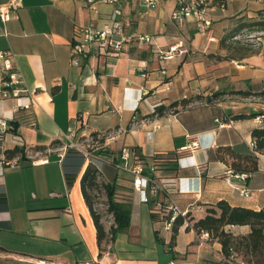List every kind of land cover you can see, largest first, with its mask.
I'll list each match as a JSON object with an SVG mask.
<instances>
[{
    "label": "crops",
    "instance_id": "obj_1",
    "mask_svg": "<svg viewBox=\"0 0 264 264\" xmlns=\"http://www.w3.org/2000/svg\"><path fill=\"white\" fill-rule=\"evenodd\" d=\"M22 1L17 16L3 25L7 36L0 37V51L11 50L34 97L36 124L18 120L16 133L26 153L42 154L46 147L54 152L43 160L42 155L16 157L10 160L14 165H6L5 151L15 145L11 137L0 143V197L6 201L0 203V264H229L218 241L202 239L186 226L170 247L172 232L153 221L151 208L174 202L195 219L221 201L264 211V153L258 154V172L245 181L228 174L231 160L226 163L216 154L228 146L239 153L254 152L253 130L264 126V97L256 95L264 91V52L240 38L253 33L244 23L257 18L260 6L252 0L213 4L212 25L204 28L194 17L182 23L173 20L174 0H161L155 9L139 1L101 5L100 15L79 0ZM115 11L129 34L150 36L164 49L178 45L186 53L160 61L148 43L132 44L117 56L101 55L93 46L92 53L74 65L75 26L103 27ZM167 79L173 82L171 90L164 86ZM143 91L148 94L139 101ZM190 98L195 100L186 108L172 106ZM19 102L25 100L0 101V116L16 119ZM153 105L159 107L154 111ZM70 127L79 137L96 133L102 140L95 148L106 153L94 162L109 157L116 165L124 148L148 162L157 153L184 152L177 171L159 172L170 182L169 192L144 203L134 191L129 228L118 232L110 245L98 242L82 191L83 175L71 187L66 183L58 148L67 143ZM55 142L62 144L53 146ZM55 155L62 166L53 165ZM21 160L29 163L22 168L39 173L33 187L25 185L24 170L15 173L20 184L9 181L12 174L6 171L20 167ZM117 184L133 189L128 173L118 177ZM240 188L248 189L249 196ZM18 210L27 219L21 220ZM226 231L242 237L250 227L227 226Z\"/></svg>",
    "mask_w": 264,
    "mask_h": 264
},
{
    "label": "built area",
    "instance_id": "obj_2",
    "mask_svg": "<svg viewBox=\"0 0 264 264\" xmlns=\"http://www.w3.org/2000/svg\"><path fill=\"white\" fill-rule=\"evenodd\" d=\"M81 3L94 14L100 15V6L109 5L116 6L121 2L139 1L145 4L149 9L158 7L161 0H79ZM176 7L172 13V19L182 23L188 17H194L200 23L201 27L208 28L211 25L210 20L205 17V9L211 0H174ZM23 6L22 0H9L5 3H0V37L7 36V31L4 24L11 21L17 16L18 10ZM118 12H114L103 27L93 25H76L74 44L71 52V59L74 65L80 63V58H87L92 53L93 46H96L101 55L117 56L122 51L127 49L132 44L142 45L148 43L151 45L152 52L160 61H169L176 57L177 54H184L186 51L180 50L178 45L172 46L169 49H164L157 45L152 37L131 35L126 27L117 20ZM165 75L167 72L163 70ZM0 101L6 99L25 100V102L17 103L14 110L18 116L11 120L0 116V143H6L11 137L13 145L24 147V140L16 133V124L18 120H23L27 125L34 127L35 118L33 113L34 97L25 80L16 67L14 56L11 50L0 51ZM143 76H147L144 74ZM173 82L167 79L164 82L166 90H171ZM148 92L143 91L139 101L144 99ZM158 105H153L154 111ZM24 113L23 117L19 114ZM67 143L60 150V159L64 160L69 149L76 150L83 154L87 161L97 159L94 157L90 149L98 145V140L93 136L79 137L78 131L74 127H70L67 134ZM112 139V138H111ZM193 143L192 146H196ZM254 147L255 143L252 142ZM48 161V160H46ZM6 165H14L10 161H4ZM90 162V161H89ZM118 169L125 171L131 176L133 189L141 194L142 202L149 203L150 197L155 198L159 192L170 191V182L164 177H159L156 168L153 165L145 164L136 157V154L128 148L121 151L120 161L115 165ZM231 173V172H230ZM238 179L245 181L247 175L236 174ZM242 195L249 196V191L246 188L239 189ZM171 212L169 218L161 221L163 229L167 232H172L175 220L177 217L185 218V225H189L186 219L189 211H182L174 202L166 205ZM164 207L163 204L158 205V209ZM192 225V224H191ZM193 230V229H192ZM202 239H209V233H202ZM229 264H245L243 262L235 263L234 257L224 258ZM42 264H46L42 261ZM175 264V263H171Z\"/></svg>",
    "mask_w": 264,
    "mask_h": 264
},
{
    "label": "trees",
    "instance_id": "obj_3",
    "mask_svg": "<svg viewBox=\"0 0 264 264\" xmlns=\"http://www.w3.org/2000/svg\"><path fill=\"white\" fill-rule=\"evenodd\" d=\"M227 0H214L213 4L224 6ZM261 19L251 20L244 23V29L250 32L264 31V12L260 13ZM245 96H250L252 93H243ZM258 96L264 97V91L257 93ZM195 99H184L180 103L176 102L172 106H178L179 104L186 108ZM164 109L160 107L157 111L159 115L163 113ZM253 114V116H257ZM246 118L245 116H238L237 119ZM95 140H98L100 145L102 140L98 139V135L95 133L92 135ZM252 137L255 143L254 152L252 153H239L232 147H221L217 150V157L228 163V159L231 160L229 164L228 174H245L250 176L258 172V154L264 153V126L253 130ZM60 142L53 143V146L61 145ZM101 146V145H100ZM43 150V148H42ZM26 155V149L24 147L15 146L13 149H7L5 151L6 161H10L16 157L24 158ZM184 155V152L179 153H157L149 162L140 154L136 153V157L143 161L145 164L150 163L156 168L157 175L162 177L159 173L161 171H177L179 169V160ZM86 162V158L80 152L69 149L63 161L64 177L66 183L71 187L77 180L82 168ZM148 162V163H147ZM231 172V173H230ZM99 169L89 163L83 177L81 179L82 191L86 203L90 209V212L94 218V222L97 228L98 242L101 245L110 235L112 239L115 235L123 230L129 228L130 225V203L120 202L117 200V190L119 185L117 180L114 183H107L105 185V191L107 195L108 210L114 218V226L107 231L101 221L100 215L94 210L91 198L88 194L89 190H96L99 187L98 184ZM4 197H0V203H5ZM151 216L153 221L161 222L165 218L171 216V212L167 206L161 209L151 208ZM186 219L189 225H185L184 217H177L172 229V241L170 247L176 239V236L181 227L186 226L187 230H194L198 235L202 233H209V240H216L222 245V252L226 258L234 257L235 263L236 257H242L246 264H264V211H254L252 209L243 207H233L227 201H221L216 205H213L207 210V214L200 218L195 219L190 213ZM192 224V225H191ZM227 226H249L250 233L246 236L236 237L232 233L226 231ZM2 249V247H0ZM240 262V261H239Z\"/></svg>",
    "mask_w": 264,
    "mask_h": 264
},
{
    "label": "rangeland",
    "instance_id": "obj_4",
    "mask_svg": "<svg viewBox=\"0 0 264 264\" xmlns=\"http://www.w3.org/2000/svg\"><path fill=\"white\" fill-rule=\"evenodd\" d=\"M252 1L255 2L256 5L260 6V8H261L258 11V16L256 18L257 20H260L261 19L260 13L264 12V0H252ZM213 2H214V0H211L208 4L207 8L205 9V17L208 20H210L211 25H212V21H213V16H212V12H211ZM240 38L243 39L244 41H248L249 44L254 45L255 48H253V49H255L256 51H263L264 52V31H259V32L256 31V32L249 33V34H244ZM0 79H1V77H0ZM61 148L62 147L58 148V152H62V150H60ZM101 150L102 149H96V148L90 149V151L92 152L94 157H100V155L106 153V152L101 151ZM53 152H54V148L46 147V149L42 150V154H37L34 152H30V153L27 152L26 156H33L36 159L42 155V160H43V158L46 156H52L53 154H51V153H53ZM89 161H90L89 163H93V165H95L100 170H99V175H98V179H97L99 187L96 190H89L88 189V194L91 198L94 210L100 215L101 221H102L105 229L107 231H109L114 226V218L108 210L105 185L107 183H114L118 177L124 176L126 172L118 169L115 166L114 161H112V159L109 157L102 158V161L94 162L95 161L94 159H90ZM52 163H53V165H61L62 166V164H60L58 162L57 155L54 156ZM27 164H29L28 161L21 160L20 167L8 168L6 173H9V175L12 174V176H9V181L14 182L15 184L16 183L20 184V181H21L20 177L16 176L15 173H16V170H24L23 178H24L25 185L30 184V186H28V187H33V182L36 183L35 178L37 177V175H39V173L36 172L34 170V168H32V167L22 168V167L26 166ZM87 166H88V161L85 162L83 169H82L81 173L79 174V177H81L83 175V172L86 170ZM42 180H43V173H42ZM62 183H63V180L61 181V184ZM56 184H57L56 186L59 187V179H56ZM121 188H123V190ZM55 191L57 193L60 192L59 189H55ZM134 191L135 190L130 189V188H127V190H125L123 186H120L117 190L116 198L120 202H129V201H131V198L133 197ZM33 193L35 194L36 197L40 196V193L36 190H33ZM15 212L17 213V216H22L21 220L27 219V217L25 216V213H22L19 210L15 211ZM111 242H112V236L110 235L103 243L105 245H110ZM236 259H237V261L244 263L242 257H236Z\"/></svg>",
    "mask_w": 264,
    "mask_h": 264
}]
</instances>
